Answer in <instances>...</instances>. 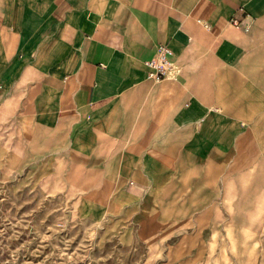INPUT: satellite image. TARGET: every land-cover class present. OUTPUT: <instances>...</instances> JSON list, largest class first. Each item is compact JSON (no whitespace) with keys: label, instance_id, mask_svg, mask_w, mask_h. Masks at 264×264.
Wrapping results in <instances>:
<instances>
[{"label":"crops","instance_id":"1","mask_svg":"<svg viewBox=\"0 0 264 264\" xmlns=\"http://www.w3.org/2000/svg\"><path fill=\"white\" fill-rule=\"evenodd\" d=\"M0 149L126 239L264 241V0H0Z\"/></svg>","mask_w":264,"mask_h":264},{"label":"rangeland","instance_id":"2","mask_svg":"<svg viewBox=\"0 0 264 264\" xmlns=\"http://www.w3.org/2000/svg\"><path fill=\"white\" fill-rule=\"evenodd\" d=\"M45 187L0 149V264H264L259 240L126 239L123 228L84 217L72 194Z\"/></svg>","mask_w":264,"mask_h":264},{"label":"built area","instance_id":"3","mask_svg":"<svg viewBox=\"0 0 264 264\" xmlns=\"http://www.w3.org/2000/svg\"><path fill=\"white\" fill-rule=\"evenodd\" d=\"M172 51L164 44L156 47L154 55L145 61L153 69L151 75L154 79H161L173 71Z\"/></svg>","mask_w":264,"mask_h":264}]
</instances>
